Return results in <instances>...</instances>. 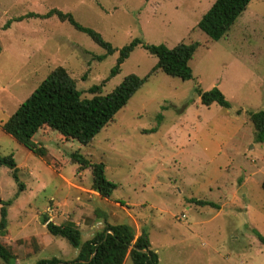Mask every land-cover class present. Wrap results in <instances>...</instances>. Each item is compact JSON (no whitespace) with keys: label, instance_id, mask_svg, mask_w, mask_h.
<instances>
[{"label":"rangeland","instance_id":"1","mask_svg":"<svg viewBox=\"0 0 264 264\" xmlns=\"http://www.w3.org/2000/svg\"><path fill=\"white\" fill-rule=\"evenodd\" d=\"M214 1L0 0V156L13 157L18 175L16 182L0 167V208L12 203L0 242L16 264L77 257L65 239L47 232L44 215L74 223L82 242L106 223L131 225L137 236L144 229L159 264H264V144L249 119L264 110V0H251L218 41L197 28ZM52 9L101 34L114 53L99 60L105 50L56 16L16 21ZM135 39L168 48L198 42L192 79L155 72L85 146L43 128L34 136L46 149L39 157L3 131L56 68L68 72L83 98L94 96L92 86L102 85L107 95L130 74L145 77L157 58L140 45L111 76L119 50ZM213 87L229 108L201 104L198 90ZM75 152L105 164L117 186L109 200L92 190L91 170L72 160ZM123 264L133 263L127 257Z\"/></svg>","mask_w":264,"mask_h":264},{"label":"trees","instance_id":"2","mask_svg":"<svg viewBox=\"0 0 264 264\" xmlns=\"http://www.w3.org/2000/svg\"><path fill=\"white\" fill-rule=\"evenodd\" d=\"M250 2L251 0H215L198 21L197 28L209 39L218 41L231 30ZM52 16H56L62 22H69L76 30L84 32L102 47L105 55L98 57L99 60L114 53L115 49L104 40L101 34L83 27L71 14L57 9H52L45 15L30 13L25 17H19L16 21L31 17L46 19ZM9 25L10 22L5 28ZM139 45L157 58L156 66L145 77L140 78L130 74L107 95L101 94L102 85L92 86L89 92L94 96L83 98L82 92L77 89L76 82L68 72L64 68H56L2 125L3 131L39 157H45L46 149L35 142L34 136L43 128L54 130L65 140L76 141L85 146L114 121L117 113L128 104L132 96L155 72L162 71L182 81L192 79L189 62L199 47L198 42L189 44L180 42L173 48H168L164 44H146L140 39L133 40L119 50V57L111 70V76L119 71L121 64ZM198 95L201 104L206 107L213 103L223 108L230 107L224 94L217 87L208 91L198 90ZM249 119L254 128L255 140L264 144V110L250 113ZM154 131L156 130L152 129L149 132ZM71 158L80 164L81 169L91 170L92 190L109 200L117 186L106 178L105 164L91 163L78 152L73 153ZM2 166L9 168L13 178L18 182L16 163L11 155L0 156V167ZM19 186L22 190V186ZM262 187L264 189V181ZM194 203L219 209L217 204L211 201L194 200ZM11 204V201L4 202L0 208V237L6 235L7 209ZM42 224L45 225L49 234L65 239L74 249H77L78 255L68 262L52 257L37 260L35 264H123L127 257H130L133 264H159L158 255L151 249L144 229L137 236L131 225L106 223L105 227L91 239L82 242L81 231L72 222L55 224L49 221L47 215H44ZM259 240L264 245V237L259 236ZM0 259L5 264H16L15 256L1 242Z\"/></svg>","mask_w":264,"mask_h":264}]
</instances>
